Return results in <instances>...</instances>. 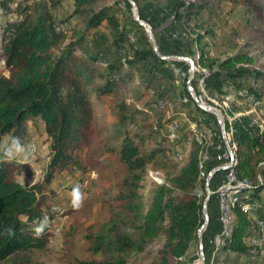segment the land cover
I'll return each instance as SVG.
<instances>
[{"label": "trees", "instance_id": "16d2710c", "mask_svg": "<svg viewBox=\"0 0 264 264\" xmlns=\"http://www.w3.org/2000/svg\"><path fill=\"white\" fill-rule=\"evenodd\" d=\"M64 1L0 0V48L7 70L6 76L0 74V264H25L22 255L44 249L58 219L73 208L56 203L49 188L54 177L71 170L83 175L107 153L114 154L123 167L120 188L108 219L85 236L86 250L94 259L75 264H184L181 260L197 241L203 223L204 180L200 178L199 162L204 146L192 139L181 165L161 169L171 165L162 160L170 151L164 139L155 141L153 132H126L118 144L108 145L101 115L103 97L115 84L132 81V65H149L155 74L166 61L154 53L148 40L143 46L128 41L129 32L138 29L129 10L122 13L127 18L122 22L112 13L113 4L70 0L68 17L56 19L54 9ZM133 1L140 19L152 29L156 30L163 19L173 18L163 29V37L155 34L159 51L166 53L162 48L164 36L185 37L182 39L192 46V53L198 52V65L207 70L206 89L229 102L230 115L240 113L231 121L235 170L237 177L247 179L249 185L247 197H239L233 208V228L223 249L246 255L264 249V245L249 243L250 236L259 232L256 221H264V215L254 216L239 206L254 202L264 207V130L256 113L245 114L252 108L251 99L264 94V70L254 65L258 57L264 58V46L255 44L262 43L260 37L251 36L240 44L234 29L223 36L218 29V0ZM227 1L264 13L263 0ZM102 22L110 46L118 52L125 46L130 50L127 62L115 56L100 68L95 64L96 57L74 55ZM61 23H68V28L58 30ZM218 49L226 50L221 59L214 53ZM182 93L190 99L186 89ZM30 118L33 126L40 120L50 139V160L41 183L23 186L14 178L21 165L12 158L11 150L29 138ZM225 126L228 129L227 121ZM84 145L92 148L82 164L75 154ZM161 170L166 173L157 183L148 173ZM49 202H55L58 209L51 210Z\"/></svg>", "mask_w": 264, "mask_h": 264}, {"label": "rangeland", "instance_id": "374dc122", "mask_svg": "<svg viewBox=\"0 0 264 264\" xmlns=\"http://www.w3.org/2000/svg\"><path fill=\"white\" fill-rule=\"evenodd\" d=\"M210 1L214 2L216 0ZM218 1L221 6V15L217 17L219 20L218 29L223 36L229 35L231 30L234 29L240 37V44H243L247 39L251 38V36H255L260 37L259 41H262V43L256 42L255 44L264 46V13H261L256 9H248L242 4L233 6L227 0ZM99 4H113L114 11H112V13H115L118 16L124 11L129 10L130 16L134 20L135 15L130 4L126 0H99L96 5ZM68 15L69 12L63 9L62 12L58 14V19H64L68 17ZM70 22L74 23L75 18H70ZM137 25L138 29L136 31L138 32L140 46L145 45L146 40L150 43L144 28L138 23ZM258 29H262L263 31L260 32ZM182 38L184 39L185 37L180 38L176 34L169 39L164 36L162 48L166 54H162L159 49L158 53L161 56H186L193 59L198 52L195 50L192 53V46L189 47V43L185 42ZM128 41L133 43L130 41L129 37ZM213 41L214 43L216 42L215 40ZM109 42V36H96L92 38L87 49H84L83 51V49L77 48L74 55L82 58L96 57L97 60L95 61V64L100 68H105L107 66V60L111 59L116 51L115 48L110 46ZM224 51L226 50L218 49L214 51V53L216 57L221 59L223 58ZM244 51H247V49ZM129 52L130 50L125 46V50L123 52H116L117 55L115 56L122 58L127 62L130 58L128 56L130 54ZM100 59L106 61L105 67L98 65L97 62ZM173 62L174 61L172 60L166 61L164 68L166 65L169 67ZM180 63H184V66L180 67L185 70L188 66L187 62L181 61L176 64ZM254 65L255 67H260L264 70V58L258 57ZM132 71V81L126 84H115L112 92L103 97L104 104L102 106L101 115L105 122L106 132L104 133H106L107 137L106 142L108 145H116L120 142L126 132H142L145 134L153 132L152 138L155 141L164 139V144L170 146V151L162 160L171 165H168L167 168L162 166L161 169H172V165L179 166L184 160V154H182L183 157L180 160L172 157V154L176 151L173 148L177 144L179 145L180 139L177 140L170 138L166 131L169 117L172 115L182 121L179 119L181 116L179 112L184 105H186V110L188 111L186 112V114L189 115L188 120L195 121L196 123H198V119L194 113L199 115L203 114L215 122L217 121V118H220L225 122L227 116L230 115L229 102L224 98L219 100L217 96L209 92L208 89L207 98H204L203 101L205 102V106L215 108L216 114L208 111H203L204 113L199 111L197 109L199 107H197L189 93L190 99H188L185 93L183 96L184 98L182 97V91L187 87V79H179L173 72H169V78H166L165 76L163 77V75L159 76L157 73L158 70L155 74L152 73L151 66H142L141 63L132 65ZM176 81L177 83H175ZM160 82L161 84L159 86ZM191 86L194 87L192 82ZM147 88L153 89L155 91V96H166L172 103H174L175 112L168 114L165 112L161 113L150 110L149 102L151 98L147 96L146 91V95L143 93V90H146ZM173 95H175V97H173ZM95 99L96 96L91 97L92 101ZM258 116L261 117V114L259 113ZM96 119L100 118L96 117ZM29 121L31 123V118ZM99 121L101 122V119ZM30 123H28V127ZM178 123V135H184L185 132L180 128L182 122ZM38 124L42 126V123L39 120ZM42 129L43 132H34L33 138L31 137L29 140L27 139L22 144L18 145V155H15L13 152L11 153L12 158L21 165L14 173V178L23 186L37 185L43 181L45 169L50 160V139L44 132L43 126ZM198 129H200V127H198ZM31 148L33 149L32 152H30ZM91 148L92 146L90 145H84L76 152L75 156L78 162L82 164L86 163ZM21 161L24 162L21 163ZM92 169L88 170V172L83 175L79 173V171L71 170L68 173L58 174L54 177L49 188L54 193L53 198L56 203L60 202L61 204H66L73 208L68 214L58 219L56 226L51 229L44 249L33 250L30 251V253L22 255L21 258L24 259L25 264H75V262L79 260L89 261L94 259L86 250L87 242L85 236L90 232H95L97 228L108 219L112 205L114 204L113 198L116 196V193L120 188L123 167L116 161L114 154L107 153L105 157L100 159L99 164ZM147 169L150 168L148 167ZM165 173L166 170H161L160 173H157L158 178L162 179V177L165 176ZM207 176L208 175L206 174L201 177V179L204 180L202 189L204 195L203 200L206 195L205 180ZM81 177L88 179V185L85 190L81 191V193L73 194L71 191L72 182ZM151 185V182L148 181V190H150ZM261 195H264V192H262ZM47 199L48 198H46L45 201H47ZM69 202H71L70 205ZM49 203L51 204V207H55L56 210L58 209L55 202ZM254 209H256L253 213L254 216L260 215V213L264 215L263 208L257 207ZM207 225L204 226L202 234L207 228ZM263 235L264 229H259V232H254L252 236H250L249 243L261 247L262 244L260 243L262 242H259L258 239L260 240ZM253 238H255L254 242H252ZM260 251L253 250L248 254V257H244L245 260L251 259V264H264V254L260 253ZM181 262L184 264H200L198 239L191 247L186 259H182Z\"/></svg>", "mask_w": 264, "mask_h": 264}, {"label": "built area", "instance_id": "2783aa9c", "mask_svg": "<svg viewBox=\"0 0 264 264\" xmlns=\"http://www.w3.org/2000/svg\"><path fill=\"white\" fill-rule=\"evenodd\" d=\"M1 13H2V10L0 9V14ZM68 26H69L68 23H61L58 25L57 29L65 30L68 28ZM123 51L124 49L120 50V52H123ZM198 59H199L198 54H196L194 58L192 59L195 62L194 72H190L188 63H187L188 64L187 68L183 70L179 64H176L177 62L178 63L181 62L178 60H172L174 62L171 63L169 67L168 65H166L165 68H167V70L170 73L173 72L175 76H177L179 79H190L191 82L194 79V87H192V89L195 94L196 101L198 104L205 106V102L203 101V99L207 98V89L204 84L207 70L204 68H201L198 65ZM97 63L101 67L106 66V61L102 59L98 60ZM0 74L4 76L7 75V70L5 68V62L1 55V48H0ZM175 83H177V81ZM145 91H146L147 96L151 98L149 102L150 110L154 112H161V113L165 112L168 114L169 113L172 114V112H175L174 103H172L166 96H155V91L151 88H147ZM186 91L189 93L187 87H186ZM251 103H252L253 109L259 106L264 107V94L260 99H251ZM248 112L249 111H246L245 114H247ZM239 114L240 113H232L231 115L227 116L226 121L229 126L228 129H226V126H225L226 121L223 122L224 129L226 132L225 139L222 137V134H221L220 121H222V119L220 118H217L216 122L210 119L208 122V126L206 128H202L201 123H200L202 120L200 119H198L197 121L199 125L195 121H190V120L188 123L189 125L188 130L192 137L191 139L197 141L199 144H201L205 148V150L201 154V159L199 162L200 178L202 177V175H206L203 172L204 157L205 155H208L209 149H211L213 153V158L215 159L217 163L216 167L217 166L227 167L224 170H215L216 167L211 169L210 172L208 173V175L212 173L210 182L215 179L216 184L214 187L213 186L211 187L210 182L208 186L205 185V193L207 194V192L209 191L210 197L213 196L215 200V206H216V211H217V222L219 225V228L215 232V234L210 239H208L207 245L210 247L213 257L216 258L217 262H220V263L223 262V259L219 256V254L223 250L225 242L230 236L232 228H233V208L237 204L239 197L241 196L247 197V194L245 191L249 185V181L247 179L237 177L236 170H235L236 145L232 140L231 121L237 118ZM217 117H218V114H217ZM178 122H179L178 118L172 115L171 117H169V121L166 127L167 135L170 138L177 139V140L180 139V135H178V130H179ZM198 127H200V129H198ZM260 129L264 130V121L263 122L261 121ZM188 141L189 140L186 139V142ZM32 151L33 149L31 148L30 152ZM172 157L177 160H180L182 159L183 155L181 152L175 151L172 154ZM149 176L153 181L157 183L161 182V179L158 178L156 172L155 173L149 172ZM87 185H88V179L81 177L72 182L71 191L73 194L81 193V191L86 189ZM70 204L71 202H69V205ZM239 206H240V210L245 211V212H250L254 208H257V204L254 202H243ZM51 210L56 211L55 207H51ZM44 219L45 220L49 219L47 214L44 215ZM256 223L259 229H264V221L258 220L256 221ZM254 241H255V238L252 239V242ZM258 241L262 242L260 244L264 245V235L260 240L258 239ZM203 264H204V261H203ZM245 264H251V263H245Z\"/></svg>", "mask_w": 264, "mask_h": 264}, {"label": "crops", "instance_id": "0c3cea01", "mask_svg": "<svg viewBox=\"0 0 264 264\" xmlns=\"http://www.w3.org/2000/svg\"><path fill=\"white\" fill-rule=\"evenodd\" d=\"M71 6H72V2L70 0H66L63 3H61L57 8L54 9L53 13H54L55 18L58 19V14L61 13L63 9H65L68 12H70L71 9H72ZM112 11H114V9ZM120 18H121L122 22H126L127 21V18L123 14H120ZM171 19H172V21H171ZM163 20L164 21L162 22V24L156 29V30H158L157 34L159 36H162V37H163V34H162L163 31L162 30L159 31V30L161 28H164V27L166 28L167 26H169L173 22V18L172 17H168V18L163 19ZM99 31H100V33H99ZM99 35L104 36V37H108V32H107L103 22L96 29H94L90 33V35L84 40V42H83V44H84L83 51H84V49H87L89 47V43L91 42L92 38H94L96 36H99ZM127 37H129L131 42H133L134 44L140 46L139 38H138L139 36H138V32L136 30H131ZM116 52H118L117 49L114 52L113 57H115V55H117ZM183 64L184 63H180L179 65L180 66H184ZM157 73L159 74V76L163 75V77L165 76L166 78L169 76V74H168L169 71L166 68H163L162 70H158ZM160 84H161V82L159 83V86H160ZM143 93L145 94V89L143 90ZM173 97H175V95H173ZM248 111L249 112H254L257 115H259V113H260L261 117H259V116L258 117L261 119L262 122L264 121L263 118H262L264 116V107L263 106H259V107L254 108V109L251 108ZM186 112H188V111L186 110V105H184V107H182L180 112H179L181 114L179 119L182 120V121L179 120V122H182L181 123L182 125H180V128L183 131H185V133H184V135L180 136L179 145L177 144L173 148L176 151H179V152H181L184 155L188 152L189 144H190V142L192 140L191 139L192 138L191 134H190V132L188 130V126H189L188 125V123H189L188 118H189V115H187ZM194 114H196L197 119L202 120L200 122L202 128H206L208 126V122H209V120L211 118H209V117H207V116H205L203 114H200V115L197 114V113H194ZM42 130H43L42 126L38 124V120L36 122V126H33L30 123L29 127H28V135H29L28 140L31 137L32 138L34 137V132L35 133L43 132ZM186 139H188L189 141L186 142ZM18 148H19L18 145H13L11 153L13 152L15 155H18L19 154ZM23 162L24 161H21V163H23ZM216 165H217V163H216L215 159L213 158V153H212L211 149H209L208 150V155H205V157H204V166H203L204 174L208 175L210 170L213 169L214 167H216ZM212 183H213V187H214L215 184H216L215 179L212 181ZM207 209H208V213H207L208 222H207V224H209V226L207 225V228L205 229V231L202 234V252H203L204 264H245V263H250L251 259L245 260V258H244L245 256L248 257V255L242 254V253H237V252H232V251H230L228 249H223L220 252V254H219V256L223 259L222 263L217 262V259L213 257L212 251H211L210 247L207 245V241H208V239H210L215 234V232L219 228V225H218V222H217V211H216L214 198L210 201L209 205L207 203ZM207 209H206V211H207ZM254 210H256V209L252 210L253 213H254ZM263 210H264V207H263ZM260 216H262L261 213H260ZM260 253L264 254V251H262V252L260 251Z\"/></svg>", "mask_w": 264, "mask_h": 264}, {"label": "water", "instance_id": "95a60500", "mask_svg": "<svg viewBox=\"0 0 264 264\" xmlns=\"http://www.w3.org/2000/svg\"><path fill=\"white\" fill-rule=\"evenodd\" d=\"M126 1L130 4V6L132 8V11H133V13L135 15L134 20L141 27H143L144 30H145V32L147 33L148 38L150 40V43L152 45V48H153L154 53L156 55H158L159 57L163 58L166 61H168V60L185 61V62H187L189 64V70H190V72H194V70H195V62L190 57H186V56H173V55L161 56L158 53V47H157V43H156V39H155V34L158 32V30L152 29L149 26L148 23H146L145 21H143L142 19H140L139 14H138V9H137L136 4L134 3L133 0H126ZM171 21H172V19H171ZM162 29L163 28H161L159 31H161ZM186 86H187V89H188V91H189L192 99L194 100L195 104L199 108H201L204 111H208V112H212V113H215L216 114V109L215 108L202 106V105H200V104L197 103L195 94H194L193 89H192V86H191V80L190 79H187ZM220 129H221L222 137L225 139L226 132H225V129H224L223 121H220ZM226 168H227L226 166H217L215 170H224ZM211 177H212V173H210L207 176L206 180H205V185L206 186H208ZM209 198H210V193L208 191L207 194H206V197H205V199L203 201V208H202L203 225L198 229V232H197V239H198V244H199V256H200L201 264H203L202 230H204V226H206L207 225V222H208V216H207L206 209H207V202H208Z\"/></svg>", "mask_w": 264, "mask_h": 264}]
</instances>
